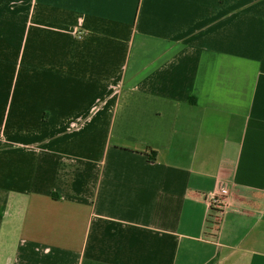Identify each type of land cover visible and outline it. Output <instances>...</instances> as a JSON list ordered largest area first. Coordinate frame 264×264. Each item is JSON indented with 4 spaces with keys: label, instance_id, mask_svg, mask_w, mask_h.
I'll return each instance as SVG.
<instances>
[{
    "label": "crops",
    "instance_id": "1",
    "mask_svg": "<svg viewBox=\"0 0 264 264\" xmlns=\"http://www.w3.org/2000/svg\"><path fill=\"white\" fill-rule=\"evenodd\" d=\"M0 264H264V0H0Z\"/></svg>",
    "mask_w": 264,
    "mask_h": 264
},
{
    "label": "built area",
    "instance_id": "2",
    "mask_svg": "<svg viewBox=\"0 0 264 264\" xmlns=\"http://www.w3.org/2000/svg\"><path fill=\"white\" fill-rule=\"evenodd\" d=\"M233 181L231 179H220L218 181V193L209 198V205L211 209H218L220 213L230 209L228 199L232 196L231 185Z\"/></svg>",
    "mask_w": 264,
    "mask_h": 264
}]
</instances>
